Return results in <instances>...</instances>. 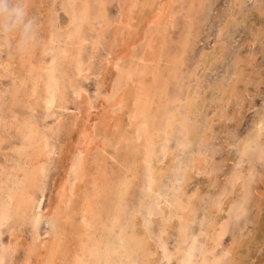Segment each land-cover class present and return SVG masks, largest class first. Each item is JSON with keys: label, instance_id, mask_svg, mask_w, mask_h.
<instances>
[{"label": "rangeland", "instance_id": "1", "mask_svg": "<svg viewBox=\"0 0 264 264\" xmlns=\"http://www.w3.org/2000/svg\"><path fill=\"white\" fill-rule=\"evenodd\" d=\"M85 1L91 6L94 14L101 9L102 12H104V18L85 22L83 24L85 41L77 44V39H67V35L69 36V32L75 30L76 25L68 23V14H71V12L68 10L65 11L64 7H66L68 3H73L76 7L82 6ZM23 4L25 6L27 18L35 21L36 42L27 46L29 49L26 47L21 50L18 47V41L21 38L19 31L16 32L14 30L11 31L10 34L9 32L6 33L5 35L7 38L5 35H3L4 37L0 36V38L2 37L0 39V61H2L0 63V89L3 90L0 91V116L2 117H0L2 120V122L0 120V196L6 197L8 193H10V190H15L17 187V181L21 179V169L26 168V158L21 155L23 152L20 150L24 138L21 131H19L21 128L19 125L25 129L26 127L28 128V125H23V122L25 123L28 121L26 122L27 124L29 122L33 123L34 127H36V130L35 128L34 130L46 140L49 150H47L46 154L41 156L42 158L40 157L38 159L40 166L45 165V163L47 165H45V168L40 173L39 186L34 190L36 206H34L31 212H28L29 214L27 213L26 219L24 215H22L24 218L11 219L3 226V228H1L0 254L3 252L5 264H46L47 246L58 241V234H56L57 229L60 228L59 232H62L61 229L64 227H66L64 228L65 231L71 227L70 222H63V218H65L64 214L62 216L63 220L60 218V212L64 210L65 207H68V210H66L69 215H73V218L72 216L70 217L72 218L71 220L74 221L73 224L78 225L80 214L82 213V202H84L83 200L86 196L90 197V195L95 193L96 185L99 187L102 186V184L106 185V189L110 190L109 195H113L111 194V190L120 184L123 180L122 178H129L130 181H133L125 202L128 205L129 214L136 211L139 213V216H142L147 220L152 217L156 218L155 223L151 226V230L159 236V233L162 232V228L158 224L160 218H162L161 208L163 206H168L171 216L175 215L174 222L176 223L175 220L179 217V205L177 204V199L175 197H180L182 195V188L186 186L184 180H182V174L187 170L190 163H192L195 155L200 152L209 158L210 163L208 168L202 174L199 173V175L194 177L192 181L190 180L191 185L188 183L190 187H185L186 190L189 189V192L186 191L187 194H189V202L193 200L195 204L193 212L195 213V216L192 221L182 219L181 227L177 226L175 228L176 230L174 229L175 231H170L171 236L167 240L165 247L168 253L173 255L172 259L170 261H167V259L161 260L154 264H166V262L167 264H177L178 257H175L177 255V249L181 246L183 241L187 239L189 240L188 237L191 235L197 236L196 245L198 250L196 251V255L199 254L200 242L205 245L206 240L205 235L201 234V231H205L212 218V213L210 212L217 210L214 201L220 200V208L222 207L224 211L227 208V205L224 203L227 202V199L232 196L231 192L234 191L233 184L229 177L231 175L233 176L235 171L242 172L245 178L252 174L250 175L252 177L249 176V179L246 180L248 190L245 195L247 202L245 204V212L241 217H236L234 214L236 212L232 210H229L226 213L221 210L220 213L217 212V214L215 213L213 215L218 218L217 220L225 221L226 218H230L228 229L215 249L214 254L220 257L221 260L219 264H231L234 259L238 262H236L237 264H264V157L262 160H258V151L254 149L248 150V156H244L243 154V145L251 139V136L253 137V135H255L258 124L263 123L264 125V0H23ZM127 6H129V8H127ZM201 6L202 8L200 10ZM124 21L125 23H123ZM153 25L154 27H152ZM149 27H151V29ZM129 29L131 31H129ZM49 30H51L50 32L52 35L54 34V38H58V42H55L52 39L53 36L48 33ZM123 30L126 31L123 32ZM120 31L122 32L120 33ZM97 33L100 34L98 35ZM115 33L119 38L117 37V39H115ZM9 35L11 36L9 37ZM185 35L189 37L188 41H186L187 38ZM69 40L71 42H69ZM65 44H67V46ZM32 45L33 47H31ZM39 46H41L42 49ZM79 46L80 48H78ZM131 46L132 48L130 49ZM148 46L157 48L160 52L159 59H161L159 65L156 66L159 78V82L155 84L157 89L156 92L159 93L161 91L160 89H164L165 92L167 91L166 94H164L165 96L162 97V100L164 101L161 104L159 103L160 100L158 96L149 99V102L153 103L150 105L152 109L151 111L153 113L159 112L157 109L161 105L163 107L167 105L166 109L168 108V111H179L178 109H180L179 112L190 118V121L194 126V134L196 135L191 144L188 145V147L183 148L180 145L182 140H184L180 125L178 124L174 126L172 136L170 137L169 142L166 143L169 150L175 151L174 169L163 177L161 184L154 195H152L146 187L148 177L147 165L141 162L142 160L139 158L140 156L137 157V162H135L136 157L134 158L130 155V147L138 146L139 148H142L143 146V139L139 142L136 141L135 133L137 124L136 120L132 118L133 116L131 113L132 110L136 108V99L141 98L142 101H145V84L153 76V74L149 72L151 70L150 67H154V65L150 63L147 64L146 61L144 63V60L142 59L143 56L145 57L147 54V51L143 50L146 48L145 50L148 49V51H150V47ZM63 49H69L70 51L69 54H66V56L64 55L65 58L67 57L65 61L68 62V64L67 70H65V73L63 74L64 80L62 78L63 81H60L65 92L63 90L64 94H61V100H57L53 105L48 107L45 103V90L47 85L54 81L49 78L47 67L51 64L53 57L57 54L56 52H60V50L62 51ZM131 50L132 52L134 50L133 53L135 54L129 52ZM13 52H15V54ZM23 53L25 55H23ZM75 53L76 56L79 54L83 67V72L80 74H78L76 70L77 68H75V64H73L75 63ZM130 53L132 56L134 55L136 57H132ZM7 55L10 56V59H8L9 57ZM12 55L15 57L13 58ZM129 56L131 58H129ZM33 57L35 59H33ZM36 58H38L39 61ZM42 59L43 61H41ZM15 61L19 62L17 63ZM46 62L47 65H44ZM2 63H4V65ZM19 63H22L23 65H20ZM36 63L38 65H36ZM25 64H28V66H25ZM125 67L126 69H124ZM31 69L35 70V72ZM238 69L242 71V75L240 74L241 76L239 77L237 76ZM6 70L9 73L6 72ZM42 70H45V73ZM21 71L22 74L20 73ZM85 72L87 75H85ZM27 75H29V77ZM20 76L22 78L25 76V81H23L24 78L22 80ZM36 76H38V79ZM40 76L42 79L40 78L39 80ZM61 77L62 76L59 75V78ZM66 77L69 82L65 79ZM117 77L120 79L118 80ZM19 79L22 80L23 83H21L22 81ZM122 81L126 85H122L123 83H120ZM26 82L29 84H26ZM232 84L234 87L236 86L235 89L237 93L235 92L236 95L234 93L231 95L228 94L227 96V92L230 93L229 87H233L231 86ZM25 85H27V87H25ZM31 85L32 87L35 85V91L38 95H41L40 99L36 96L37 94L33 93V91H31V93L29 92ZM121 85L123 87H121ZM7 86L9 87L7 88ZM49 86L51 85L49 84ZM158 87L160 89H158ZM26 88H28L29 91ZM7 89L9 90L7 91ZM13 91L16 92L14 99H16L18 104L13 98H11L13 102L10 101ZM20 91L21 96L19 94ZM26 92H28V94H26ZM186 93L189 94V96ZM202 95L206 98H203ZM188 98L192 99L187 103ZM109 100H112V102ZM198 101H200L199 104ZM154 102L157 105L158 103L160 105L156 106ZM112 108H114L116 112ZM111 109L113 111H111ZM190 109L193 111L188 115L187 111ZM198 112L201 115H196ZM225 115H229V117ZM212 118L214 120H212ZM219 119L220 122L225 119L223 123H220L221 125L219 124ZM210 123L215 130H213L214 135L212 136L214 138H210L203 143L200 141V135L203 134L204 129L206 131ZM119 124H121V126ZM222 124H224V126ZM4 125L5 127L8 125V127L5 128ZM12 125L14 126L12 127ZM88 127L89 130H86ZM62 128L63 130H61ZM26 130L30 133L29 129ZM79 131L81 132V135ZM87 132L91 133L86 135L88 134ZM113 132H115L114 135ZM82 133L85 134L83 135ZM92 134L96 135L94 136ZM13 135L15 136L13 137ZM20 136L22 140L20 139ZM82 136L84 137L81 140ZM79 139L81 142H78L80 141ZM98 140H100V143ZM260 142L264 146V130ZM96 144L98 146L100 144V146L96 148ZM89 145L92 148H90ZM101 146L103 148L102 151H100L102 149ZM163 146L164 144L162 143L157 146L158 153L161 152ZM17 148H19L18 151ZM94 148L96 149L93 151ZM15 153H17V155ZM99 158H102L103 161ZM241 159L243 161H241ZM159 160L163 163L166 162L164 153H160ZM79 161H82L81 163L83 165V169L80 172L76 171L77 168H79ZM96 161L98 163H96ZM61 163H63L62 165L64 169L61 168ZM135 164L138 166L136 167ZM72 165H76L75 169ZM100 166L103 167L100 168ZM211 172L215 174L212 183L208 181V176ZM80 173H83L85 176H82ZM135 173L137 175L136 177H134ZM232 176L230 177L231 179ZM205 178L207 180H205ZM176 181L178 183H176ZM61 182L63 184H61ZM64 183H66V186ZM68 183L70 185L72 183L73 185L71 186L73 188L69 187ZM199 183L201 184L200 187L203 189H200L198 186ZM68 187L74 191H71ZM61 190H64V194ZM69 191L73 192V194L71 193V195ZM61 196L64 199L61 198ZM81 199L83 200L80 201ZM91 199L92 202L96 200V198ZM70 200L73 204L70 203ZM106 200L107 199L103 202L100 199L97 200V202L102 203V205L108 209L109 204ZM66 202H69V206L68 203L66 205ZM60 204L64 206L61 208ZM79 205H81V207ZM53 208L55 210H53ZM151 211L153 216H149ZM206 212H209L210 214ZM50 213L54 214L51 215ZM34 218H37V220L39 219L37 221L39 226L36 222H33ZM56 219H58V222H55ZM181 228L186 229L185 234ZM34 230H36V233ZM35 234H38L40 237V239L37 240V242L40 241L38 244L43 242L46 251L43 248L40 252L37 251L38 249L36 252L29 251L35 241ZM156 238L157 237H155V239ZM62 239L63 241L58 249L63 252V255L59 253V256L55 258L56 260H54L52 264H69L73 256L72 254L76 249L75 244L78 243V240L75 236L66 235L65 233ZM11 241L13 242L11 243ZM188 243H186L187 246L190 245L191 241L189 240ZM3 247L4 250H2ZM184 248H186V246H184ZM239 251H242V253ZM67 254H69V256ZM197 260L198 258L196 257V262L194 264H197Z\"/></svg>", "mask_w": 264, "mask_h": 264}, {"label": "bare ground", "instance_id": "2", "mask_svg": "<svg viewBox=\"0 0 264 264\" xmlns=\"http://www.w3.org/2000/svg\"><path fill=\"white\" fill-rule=\"evenodd\" d=\"M141 1V0H140ZM146 1V0H145ZM137 2V1H136ZM155 2V1H154ZM234 2V1H233ZM137 4V3H136ZM139 4V3H138ZM170 4V3H169ZM135 5V4H134ZM119 6V5H118ZM153 6V5H152ZM162 6V5H161ZM136 7V6H135ZM143 7V6H142ZM148 7V6H146ZM232 7V6H231ZM127 8H129V6H127ZM202 6L200 7V10H201ZM126 9V8H125ZM139 9V8H138ZM197 9V8H196ZM232 9V8H231ZM64 10H68L71 12V14H68V23L69 24H73V25H76L75 27V30L72 32L70 31L69 32V36L67 35V39H77L78 42H76L77 44L80 42H84L85 41V35H84V30H83V24L89 20H96V19H102L104 18V12H102V10L100 9L97 13H93L92 12V8L91 6L88 4L87 1L83 2L82 6H78L76 7L75 4L73 3H68L66 7H64ZM130 10V9H129ZM141 10V9H139ZM188 10V9H187ZM40 11V10H39ZM123 11V10H122ZM159 11V10H158ZM232 11V10H231ZM236 11V10H234ZM171 12V11H170ZM169 12V13H170ZM189 12V11H188ZM196 12V11H195ZM133 13V12H132ZM166 13V12H164ZM233 13V12H232ZM130 14V13H129ZM136 14V13H135ZM148 14V13H147ZM172 14V13H171ZM235 14V13H234ZM96 15V16H95ZM125 15V14H124ZM127 15V13H126ZM125 15V16H126ZM134 15V14H133ZM141 15V13H140ZM122 16V15H120ZM257 16V15H256ZM43 17V16H42ZM65 17V16H64ZM154 17V15H153ZM169 17V16H168ZM122 18V17H121ZM156 18V17H155ZM166 18V17H165ZM175 18V17H173ZM146 19V18H145ZM66 20V19H65ZM130 20V19H129ZM137 20V19H136ZM141 20V19H140ZM143 21V19H142ZM177 21V20H176ZM189 21V20H188ZM158 22V21H157ZM175 22V21H173ZM62 23V22H61ZM64 23V22H63ZM67 23V24H68ZM125 23V21L123 22ZM122 23V24H123ZM130 23V22H129ZM127 23V24H129ZM142 23V22H141ZM149 23V22H148ZM51 24V23H50ZM140 24V22H139ZM158 24V23H157ZM156 24V25H157ZM160 24V22H159ZM163 24V23H162ZM161 24V25H162ZM52 25V24H51ZM64 25V24H63ZM101 25V24H100ZM103 25V24H102ZM130 25V24H129ZM166 25V24H165ZM164 25V26H165ZM61 26V25H60ZM91 26V25H90ZM147 26V25H146ZM103 27V26H102ZM129 27V26H128ZM154 27V25L152 26ZM106 28V26H105ZM123 28V27H122ZM121 28V29H122ZM130 28V27H129ZM132 28V27H131ZM151 29V27H149ZM41 29V28H40ZM39 29V30H40ZM64 29V28H63ZM104 29V28H102ZM101 30V29H99ZM106 30V29H105ZM119 30V29H118ZM133 30V29H132ZM153 30V29H152ZM51 30H49V34L51 36H53L50 32ZM126 31V30H123V32ZM129 31H131L129 29ZM139 31V30H138ZM18 32V31H16ZM100 32V31H99ZM122 31H120L121 33ZM169 32V31H168ZM261 32V30H260ZM104 33V32H103ZM130 33V32H129ZM10 34V32H9ZM98 34V33H97ZM100 34V33H99ZM98 34V35H99ZM116 34V33H115ZM148 34V33H147ZM146 34V35H147ZM260 34V33H259ZM48 35V34H47ZM11 35H9L10 37ZM65 36V35H64ZM63 36V37H64ZM155 36V35H154ZM167 36V35H166ZM4 37V36H3ZM6 37V35H5ZM37 37V36H36ZM117 37L119 38V36L116 34L115 35V39H117ZM126 37V36H125ZM139 37V36H138ZM185 37L187 38L186 41H188V36L185 35ZM2 38V37H1ZM0 38V39H1ZM7 38V37H6ZM5 38V39H6ZM15 38V37H14ZM44 38V37H43ZM46 38V36H45ZM66 38V37H65ZM132 38V36H131ZM135 38V37H134ZM55 42H58V38H52ZM73 39V40H75ZM104 39V38H103ZM122 39V38H120ZM119 39V40H120ZM126 39V38H125ZM145 39V38H144ZM153 39V38H151ZM49 40V39H48ZM62 40V38H61ZM102 40V39H101ZM123 40V39H122ZM121 40V42H122ZM155 40V39H154ZM262 40V39H261ZM11 41V40H10ZM45 41V40H44ZM180 41V40H179ZM185 41V40H184ZM185 41V42H186ZM69 42H71L69 40ZM74 42V41H73ZM103 42V41H102ZM113 42V41H112ZM164 42V41H163ZM40 43V42H39ZM38 43V45H39ZM47 43V42H46ZM64 43V42H63ZM119 43V42H118ZM123 43V42H122ZM130 43V42H129ZM134 43V42H133ZM132 43V44H133ZM154 43V42H153ZM53 44V43H52ZM57 44V43H56ZM55 44V45H56ZM113 44V43H112ZM167 44V43H166ZM2 45V44H1ZM5 45V44H4ZM10 45V44H9ZM42 45V44H41ZM44 45V43H43ZM67 46V44H65ZM64 45V46H65ZM121 45V44H120ZM125 45V44H124ZM149 45V44H148ZM151 45V44H150ZM78 46V45H77ZM82 46V44H81ZM97 46V44H96ZM108 46V45H107ZM110 46V44H109ZM116 46V45H115ZM133 46V45H132ZM132 46L130 47V49L132 48ZM154 46V45H153ZM33 47V45L31 46ZM41 47V46H39ZM45 47V45H44ZM43 47V48H44ZM48 47V46H47ZM134 47V46H133ZM150 47V46H148ZM147 47V48H148ZM155 47V46H154ZM187 47V46H186ZM1 48V47H0ZM29 49V47H27ZM35 48V47H34ZM54 48V47H53ZM51 48V49H53ZM74 48V47H73ZM80 48V46L78 47ZM110 48V47H109ZM125 48V47H123ZM7 49V47H6ZM40 49V48H38ZM42 49V47H41ZM40 49V50H41ZM97 49V48H96ZM126 49V48H125ZM129 49V47H128ZM129 49V50H130ZM134 49V48H133ZM146 49V48H145ZM143 50V51H147V54L145 55V57L143 56V60H144V63L145 61L152 65L150 68V72L149 73H152L153 76L150 80H148L146 82V86H145V101H142V99H136V108H134L132 110V118H134L136 120V124H137V127H136V141L139 142L140 140L143 139V146L142 148H139L138 146H133V147H130V155L133 156L134 158L136 157V161L137 162V157L140 156L139 158H141V162L146 164L147 165V185L146 187L149 189V191L152 193V195L156 194L157 190H158V187L159 185L161 184V181L163 179V177L167 174H169L173 169H174V161H175V151L174 150H169L168 147L166 146V143L169 142V139L170 137L172 136V133H173V130H174V126L175 125H180V128H181V132L184 136V140H182L181 142V147L183 148H186L188 147V145L191 144V142L193 141L194 139V136H196L194 134V126L192 124V122L190 121V118H188V116H185L183 113L179 112L180 109H178L179 111H173V110H170L168 111L166 109L167 105H165L164 107L161 105L157 110L160 112H157V113H153L151 110V104L153 103H150L149 102V99L155 97V96H158L159 97V103L161 104L164 100H162V97L165 96L164 94H166L165 90L164 89H160L158 87V89H160L161 91L159 93L156 92V85L157 82H159V78H158V71L156 70V66L159 65V62H160V59H159V56H160V52L158 51L157 48H152L150 47V51L147 50ZM12 50V49H10ZM31 50V49H30ZM39 50V51H40ZM45 50V49H44ZM55 50V49H53ZM52 50V51H53ZM71 50V49H70ZM109 50V49H108ZM113 50V49H111ZM13 51V50H12ZM32 51V50H31ZM38 51V50H37ZM42 51V50H41ZM47 51V50H46ZM59 51V50H57ZM154 51V52H153ZM3 52H4V49H3ZM26 52V51H25ZM30 52V51H29ZM69 49H63L62 51L60 50V52H56L57 54H55V56L53 57L52 61H51V64L49 65L48 68V73H49V78L52 79V81H54L53 83H49L51 86H49V84L47 85V88L45 90V103H46V106H50V105H53L57 100H61V94L63 93V86L61 84L60 81H63L64 80V76L63 74L65 73V70H67V64L68 62L65 61V56L66 54H69ZM78 52V51H77ZM115 52V51H114ZM129 52H132L129 51ZM134 52V50H133ZM132 52V53H133ZM15 54V52H13ZM32 53V52H31ZM34 53V52H33ZM37 53V52H36ZM43 53V52H42ZM54 53V51H53ZM80 53V51H79ZM220 53V52H219ZM12 54V53H11ZM30 54V53H29ZM109 54V53H108ZM135 54V53H133ZM144 54V52H143ZM4 55V54H3ZM10 55V54H9ZM23 55H25L23 53ZM28 55V54H27ZM33 55V54H31ZM30 55V56H31ZM38 55V54H36ZM45 55V54H44ZM48 55V54H46ZM65 55V56H64ZM131 55V53H130ZM8 56V55H7ZM13 56V55H12ZM11 56V57H12ZM22 56V54H21ZM20 56V57H21ZM72 56V55H71ZM75 56H76V53H75ZM132 56V55H131ZM134 56V55H133ZM132 56V57H133ZM10 59V56H8ZM15 56H13L14 58ZM19 57V58H20ZM23 57V56H22ZM27 57V56H25ZM24 57V58H25ZM35 57V55H34ZM33 57V59H35ZM46 57V56H44ZM136 56H134L135 58ZM139 57V56H138ZM137 57V58H138ZM214 57V56H213ZM42 58V57H40ZM47 58V57H46ZM118 58V57H116ZM129 58H131L129 56ZM218 58V56H217ZM245 58V57H244ZM3 59V58H2ZM16 59V58H15ZM14 59V60H15ZM32 59V58H31ZM38 61L39 59L36 58ZM45 59V58H44ZM124 59V58H123ZM128 59V58H127ZM133 59V58H132ZM12 60V59H11ZM19 60V59H18ZM21 60V59H20ZM24 60V59H23ZM46 60V59H45ZM70 60V58H69ZM139 60V58H138ZM28 61V60H27ZM30 61V60H29ZM33 61V60H32ZM37 61V62H38ZM43 61V59L41 60ZM73 61V60H72ZM115 61V60H114ZM243 61V60H241ZM240 61V62H241ZM2 61H0L1 63ZM17 62V61H15ZM19 62V61H18ZM17 62V63H18ZM26 62V61H25ZM36 62V61H35ZM75 63V68H77V72L78 74L82 73L83 72V67H82V63L80 61V56L79 54H77V56L75 57V60H74ZM117 62V61H116ZM119 62V61H118ZM23 63V62H22ZM21 63V64H22ZM39 63V62H38ZM42 63V62H41ZM87 63V62H86ZM109 63V62H108ZM182 63V62H181ZM180 63V64H181ZM239 63V62H237ZM243 63V62H242ZM249 63V62H248ZM4 65V63H2ZM1 64V65H2ZM20 64V63H19ZM18 64V65H19ZM20 64V65H21ZM29 64V63H28ZM28 64H25V66H28ZM70 64V63H69ZM113 64V63H112ZM120 64V63H118ZM124 64V63H123ZM130 64V63H128ZM245 64V63H244ZM23 65V64H22ZM36 65H38L36 63ZM44 65H47V62L46 64L44 63ZM86 65V64H85ZM140 65V64H139ZM167 65V64H166ZM173 65V64H172ZM241 65V64H240ZM89 66V65H88ZM87 66V68H88ZM117 66V65H116ZM127 66V65H126ZM13 67V66H12ZM18 67V66H17ZM31 67V66H30ZM90 67V66H89ZM122 67V66H121ZM165 67V66H164ZM179 67H182V66H179ZM234 67V66H233ZM5 68V67H3ZM10 68V66H9ZM149 68V69H150ZM175 68V67H174ZM246 68V67H245ZM2 69V68H1ZM11 69V68H10ZM24 69V68H23ZM28 69V68H27ZM30 69V68H29ZM89 69V68H88ZM126 69V67L124 68ZM164 69V68H163ZM162 69V70H163ZM32 70V69H31ZM46 70V69H45ZM45 70H42L43 72ZM148 70V69H147ZM23 72H25L24 70H22ZM22 71L20 72L22 74ZM35 72V70H32ZM41 71V72H42ZM90 71V69H89ZM164 71V70H163ZM6 72H8L6 70ZM5 72V73H6ZM27 72V71H26ZM33 72V73H34ZM76 72V73H77ZM118 72V71H117ZM9 73V72H8ZM11 73V71H10ZM28 73V72H27ZM26 73V74H27ZM30 73V72H29ZM40 73V72H38ZM45 73V72H44ZM120 73V72H119ZM7 74V73H6ZM77 74V75H78ZM89 74V73H88ZM176 74V73H175ZM242 75V71L240 69H238V72H237V76H241ZM25 75V73H24ZM30 75V74H29ZM29 75H27L29 77ZM34 75V74H33ZM37 75V74H36ZM59 75H61L62 77L59 78ZM85 75L86 72H85ZM147 75V74H146ZM17 76V75H16ZM39 76V75H38ZM36 76V78L38 77ZM89 76V75H88ZM131 76V75H130ZM170 76V75H169ZM181 76V75H180ZM12 77V76H11ZM21 77V76H20ZM25 77V76H24ZM23 77V78H24ZM33 77V76H32ZM70 77V76H69ZM85 77V76H84ZM129 77V76H128ZM146 77V76H145ZM168 77V76H166ZM175 77V76H174ZM226 77V76H225ZM4 78V77H3ZM14 78V77H12ZM22 78V77H21ZM22 78V80H23ZM41 76L39 77V80H40ZM48 78V77H47ZM63 78V80H62ZM71 78V77H70ZM69 78V79H70ZM82 78V77H81ZM88 78V77H87ZM126 78V77H125ZM203 78V77H202ZM35 79V78H33ZM38 79V78H37ZM42 79V78H41ZM65 79H67L68 81V78L66 77ZM116 79V78H115ZM114 79V80H115ZM117 79L119 80L120 78L117 77ZM129 79V78H128ZM173 79V78H172ZM223 79V78H222ZM11 80V79H10ZM17 80V79H16ZM20 80V79H19ZM20 80V81H22ZM30 80V79H29ZM126 80V79H125ZM124 80V81H125ZM15 81V80H14ZM25 81V78L24 80ZM23 81L21 83H23ZM27 81V80H26ZM31 81V80H30ZM33 81V80H32ZM127 81V80H126ZM134 81V80H133ZM140 81V79H139ZM138 81V82H139ZM195 81L197 82V80L195 79ZM198 81H199V78H198ZM13 82V81H12ZM40 82V81H39ZM50 82V81H49ZM69 82V81H68ZM101 82V81H100ZM119 82V81H118ZM116 82V83H118ZM8 83V82H7ZM15 83V82H13ZM20 83V82H19ZM20 83V85H21ZM28 82H26L27 84ZM44 83V81H43ZM48 83V81H47ZM120 83H123L120 82ZM119 83V84H120ZM143 83V82H142ZM148 83V84H147ZM194 83V82H193ZM200 83V82H199ZM198 83V84H199ZM223 83V82H222ZM5 84V83H4ZM25 84V83H24ZM29 84V83H28ZM40 84V83H39ZM130 84V83H129ZM128 84V86H129ZM133 84V83H132ZM196 84V83H195ZM236 84V83H235ZM0 85H1V79H0ZM8 85V84H7ZM12 85V84H11ZM19 85V86H20ZM118 85V84H116ZM122 85H126V84H122ZM121 85V87H123ZM138 85V84H137ZM193 85V84H191ZM190 85V86H191ZM197 85V84H196ZM195 85V86H196ZM260 85V84H259ZM10 86V85H9ZM7 86V88L9 87ZM15 86V85H14ZM18 86V85H17ZM115 86V85H114ZM159 86V85H158ZM233 86V84L231 85ZM21 87V86H20ZM23 87V86H22ZM25 87H27V85H25ZM29 87V85H28ZM40 87V85H39ZM106 87V86H105ZM113 87V86H112ZM116 87V86H115ZM118 87V86H117ZM236 87V86H235ZM235 87H229L230 89V93L227 92V96L228 94L231 95V94H234L236 92V89ZM258 87V86H257ZM1 88V86H0ZM3 88V87H2ZM130 88V87H129ZM143 88V87H142ZM187 88V87H186ZM194 88V87H193ZM4 89V88H3ZM19 89V88H18ZM23 89V88H22ZM28 90V88H26ZM25 89V91H26ZM119 89V87H118ZM189 89V88H188ZM192 89V87H191ZM2 89H0L1 91ZM9 89H7L8 91ZM14 90V89H13ZM20 90V89H19ZM30 90V91H29ZM29 92L31 93V91H33V93L37 94V92L35 91V85L34 87H31L29 88ZM120 90V89H119ZM118 90V91H119ZM123 90V88H122ZM143 90V89H142ZM167 90V89H166ZM194 90V89H193ZM228 90V89H227ZM238 90V88H237ZM3 91V90H2ZM12 91V89H11ZM23 91V90H22ZM159 91V90H158ZM195 91V90H194ZM5 92V91H4ZM65 92V90H64ZM109 92V91H108ZM114 92V91H113ZM126 92V91H125ZM165 92V93H164ZM188 92V91H186ZM3 93V92H1ZM21 93V91L19 92V94ZM70 93V92H69ZM73 93V92H72ZM85 93V92H84ZM83 93V94H84ZM120 93V92H119ZM129 93V92H128ZM189 93V92H188ZM237 93V92H236ZM235 93V95H236ZM6 94V93H5ZM18 94V92H17ZM26 94H28V92H26ZM64 94V93H63ZM80 94V93H79ZM82 94V95H83ZM113 94V93H111ZM110 94V95H111ZM123 94V93H122ZM127 94V93H126ZM187 94V93H186ZM190 94V93H189ZM189 94H187L189 96ZM208 94V93H207ZM24 95V94H23ZM43 95V94H42ZM81 95V96H82ZM139 95V94H138ZM143 95V94H142ZM152 95V96H151ZM238 95V94H237ZM8 96V95H7ZM16 96V92L13 91L12 92V97H10V101L11 98H13V100H15V102L17 103L16 99H14ZM21 96V94H20ZM32 96V95H31ZM37 97H41V95H36ZM76 96V95H75ZM80 96V97H81ZM114 96V95H113ZM203 96V95H202ZM224 96V95H223ZM256 96V95H255ZM19 97V95H18ZM110 97V96H109ZM126 97V96H125ZM186 97V96H185ZM237 97V96H236ZM24 98V96H23ZM26 98V97H25ZM77 98V97H76ZM115 98V97H114ZM157 98V97H156ZM203 98H206L203 96ZM226 98V97H225ZM223 98V99H225ZM240 98V96H239ZM112 99V98H111ZM158 99V98H157ZM156 99V100H157ZM187 99V97H186ZM185 99V100H186ZM192 98H188V101L187 103L191 100ZM245 99V98H244ZM115 100V99H114ZM166 100V99H165ZM184 100V101H185ZM205 100V99H204ZM226 100V99H225ZM20 101V100H19ZM30 101V100H29ZM110 101V100H109ZM152 101H155V100H152ZM151 101V102H152ZM207 101V100H205ZM232 101V100H231ZM13 102V101H12ZM24 102V101H23ZM37 102H38V99H37ZM40 102V101H39ZM112 102V100L110 101ZM167 102V101H166ZM179 102V101H178ZM181 102V101H180ZM200 101H198V104H199ZM202 102V101H201ZM25 103V102H24ZM155 103V102H154ZM158 103V105L156 104V106H159L160 104ZM168 103V102H167ZM206 103V102H205ZM208 103V102H207ZM231 103V102H230ZM12 104V103H11ZM14 104V103H13ZM18 104V103H17ZM20 104V102H19ZM34 104V103H33ZM184 104V103H183ZM182 104V105H183ZM224 104V103H223ZM40 105V104H39ZM169 105V103H168ZM195 105V104H194ZM108 106V105H107ZM155 106V105H154ZM184 106V105H183ZM54 107V106H53ZM113 107V105H112ZM180 107V106H178ZM197 107V106H196ZM199 107V106H198ZM15 108V107H14ZM41 108V107H40ZM45 108V107H44ZM104 108V107H103ZM110 108V107H109ZM155 108V107H154ZM157 108V107H156ZM191 108V107H189ZM200 108V107H199ZM108 109V108H107ZM106 109V110H107ZM114 109V108H112ZM111 109V111H113ZM118 109V108H117ZM192 109V108H191ZM188 110V115L192 113L193 110ZM194 109V108H193ZM220 109V108H219ZM46 110V108H45ZM61 110V109H60ZM154 110V109H153ZM165 110V111H163ZM202 110H203V107H202ZM115 111V109H114ZM130 111V109H129ZM162 111V112H161ZM196 111V110H195ZM201 111V109H200ZM199 111V112H200ZM101 112V110H100ZM116 112V111H115ZM196 113L201 115L200 113ZM217 112V111H216ZM215 112V114H216ZM219 112V110H218ZM3 113V112H2ZM65 113V112H64ZM89 113V112H88ZM104 113V112H103ZM225 113V112H224ZM220 114H221V111H220ZM5 115V114H3ZM193 115V114H192ZM217 115V114H216ZM118 116V115H117ZM227 116V115H225ZM236 116V115H235ZM1 117V116H0ZM5 117V116H4ZM213 117V115H212ZM215 117V116H214ZM218 117V115H217ZM223 117V116H222ZM229 117V115L227 116ZM2 118V117H1ZM129 118V117H128ZM127 118V119H128ZM205 118V117H204ZM203 118V119H204ZM221 118V117H220ZM263 118V117H262ZM126 119V118H125ZM211 119V118H210ZM237 119V118H236ZM1 120V119H0ZM89 120V119H88ZM99 120V119H98ZM207 120V119H206ZM212 120H214L212 118ZM225 120V119H224ZM223 120V121H224ZM240 120V119H239ZM258 120V119H257ZM264 120V119H263ZM14 121V120H13ZM210 121V120H209ZM208 121V122H209ZM223 121H221L223 123ZM260 121V120H259ZM2 122V120H1ZM6 122V121H5ZM4 122V123H5ZM28 122V121H26ZM25 122V123H26ZM65 122V121H64ZM95 122V121H94ZM111 122V121H110ZM128 122V121H127ZM195 122V120H194ZM216 122V121H215ZM220 122V119H219V124L221 123ZM264 122V121H263ZM23 122V125H28V128L26 127L25 129L22 128V126L19 125V127H21L19 129V131H21V134L23 135V145L22 147L20 148L21 152H23L21 155L22 156H25L26 158V168H22L21 169V179H19L17 181V187L15 188V190H10V193H8V195L6 197H2L0 196V234H1V228H3V226L11 219H16V218H19V219H22L25 217V219L27 218V213L28 212H31L34 208L35 205V197H34V190L39 186V179H40V173L41 171L45 168V165H47L45 163V165H42L40 166V162H39V158L43 155V154H46L47 153V150L48 149V145H47V142L46 140L38 135L37 131L36 130V127H34V124L29 122L28 124L26 123L25 124ZM59 123V121H58ZM89 123V122H87ZM207 123V122H206ZM256 123V122H255ZM258 123V121H257ZM8 124V123H7ZM17 124V123H16ZM20 124V122H19ZM57 124V123H56ZM107 124V123H106ZM122 124V123H121ZM121 124H119L121 126ZM128 124V123H127ZM126 124V126H127ZM3 125V123H2ZM11 125V124H10ZM97 125V124H95ZM195 125V123H194ZM221 125V124H220ZM224 126V124H222ZM14 125H12L13 127ZM85 126V125H84ZM123 126V125H122ZM125 126V124H124ZM214 126V125H213ZM3 127V126H1ZM5 127V125H4ZM8 127V125L6 126ZM5 127V128H6ZM87 127V126H86ZM90 127V126H89ZM89 127L86 128V130L88 129L89 130ZM110 127V126H109ZM112 127V125H111ZM207 127V126H206ZM216 127V126H215ZM238 127V126H237ZM17 128V127H16ZM35 128V130H34ZM84 128V127H83ZM104 128V127H103ZM108 128V127H107ZM197 128V127H196ZM223 128V127H222ZM240 128V126H239ZM12 129V128H11ZM26 129H29L28 131L30 133L27 132ZM110 129V128H109ZM122 129V127H121ZM6 130V129H5ZM47 130V129H46ZM45 130V131H46ZM63 130V128L61 129ZM82 130V129H81ZM113 130V129H112ZM125 130V129H123ZM214 129L212 128V125L210 123V125H208V128L204 129L203 131V134L200 135V141H202L203 143H205V141H208V139L210 138H214L212 137L214 135ZM263 130H264V125L263 123H260L258 124V127H257V130L255 131V135H253V137L251 136V139L248 140L247 138V142L245 143L244 146V156H248L249 154V151L250 149H254V150H257L258 151V156H257V159L258 160H262L263 157H264V146L261 144V137L263 135ZM39 131V130H38ZM60 131V130H59ZM99 131V130H98ZM117 131V130H116ZM8 132V131H7ZM9 132H10V129H9ZM8 132V133H9ZM24 132V134H23ZM69 132V131H68ZM80 132V131H79ZM93 132V131H92ZM120 132V130H119ZM198 132V131H197ZM88 133V132H87ZM91 132H89L88 134L86 135H89ZM102 133V132H101ZM115 132H113V135H114ZM11 134V132H10ZM83 134V133H82ZM85 134V133H84ZM83 134V135H84ZM97 134V133H96ZM95 134V135H96ZM109 134V132H108ZM111 134V133H110ZM118 134V133H117ZM116 134V136H117ZM18 135V134H17ZM42 135V134H41ZM80 135H81V132H80ZM85 135V137H86ZM94 135V134H92ZM94 135V136H95ZM112 135V134H111ZM198 135V134H197ZM15 135H13L14 137ZM19 136V135H18ZM91 136V135H90ZM105 136V135H104ZM84 136L81 137V140ZM101 137V136H100ZM111 137V136H110ZM106 138V137H105ZM109 138V137H108ZM196 138V137H195ZM15 139V138H14ZM13 139V140H14ZM20 139H21V136H20ZM100 139V138H99ZM102 139V138H101ZM22 140V139H21ZM80 140V139H79ZM78 141V142H81ZM84 140V139H83ZM90 140V138H89ZM117 140V139H116ZM11 141V140H10ZM15 141V140H14ZM87 141V140H86ZM95 141V140H94ZM100 140H98L99 142ZM1 143V142H0ZM68 143V142H67ZM86 143V142H85ZM83 143V144H85ZM100 143V142H99ZM162 143L164 144V146L161 148V152L158 153L157 151V146ZM95 144V143H94ZM103 144V143H102ZM79 145V144H78ZM97 145V144H96ZM74 146V145H73ZM83 146V145H82ZM90 146V145H89ZM100 146V144H99ZM97 145L96 148L99 147ZM81 147V146H80ZM71 148V147H70ZM86 148V146H85ZM90 148H92L90 146ZM94 148L93 151L96 149ZM102 148V146H101ZM19 148H17V151H18ZM83 149V148H81ZM11 150V149H10ZM103 148L100 150L102 151ZM92 151V149H91ZM9 152V150H8ZM49 152V151H48ZM11 153V151H10ZM51 153V152H49ZM87 153V152H86ZM160 153H164V157H166V162H161L159 160V155ZM17 155V153H15ZM76 154V152H75ZM10 155V154H9ZM12 155H13V150H12ZM15 155V156H16ZM80 155V154H79ZM88 155V154H87ZM13 156V157H15ZM18 156L20 157V155L18 154ZM1 157V156H0ZM17 157V158H19ZM85 157V155H84ZM42 158V157H41ZM74 158V156H73ZM81 158V157H80ZM86 158V157H85ZM245 158V157H244ZM20 159V158H19ZM75 159V158H74ZM72 159V160H74ZM79 159V158H78ZM82 159V158H81ZM97 159V158H96ZM100 159V158H99ZM98 159V160H99ZM87 160V159H86ZM100 160L103 161V159L101 158ZM23 161V160H22ZM67 161V160H66ZM211 161V160H210ZM241 161H243L241 159ZM7 162V161H6ZM74 162V161H73ZM80 162V161H79ZM82 162V161H81ZM80 162V164H78L79 168H77L76 171H81L83 168V165L82 163ZM94 162V161H93ZM100 162V161H99ZM105 162V161H104ZM134 162V163H135ZM16 163V162H14ZM75 163V162H74ZM73 163V164H74ZM78 163V162H77ZM96 163H98L96 161ZM208 163V164H207ZM209 158L203 154L202 152L200 153H197L195 155V158L193 159L192 163H190V165L188 166L187 170L183 172L182 174V180H184L186 186L185 187H190L189 185H191V181L194 177H196L197 175L202 174L204 171L207 170L208 168V165H209ZM44 164V163H43ZM63 163H61V168H63ZM70 164V163H69ZM76 164V163H75ZM93 164V163H92ZM102 164V162H101ZM103 165V164H102ZM40 166V167H39ZM69 166V165H67ZM75 169V166L76 165H72ZM136 166V164H135ZM138 166V165H137ZM136 166V167H137ZM2 167V166H1ZM103 167V166H102ZM100 166V168H102ZM140 167V166H139ZM19 168V167H18ZM66 168V166H65ZM72 168V167H71ZM91 168V167H90ZM94 168V167H93ZM3 169V168H2ZM64 169V168H63ZM67 169V168H66ZM92 169V168H91ZM73 170V169H72ZM95 170V169H94ZM0 171H1V168H0ZM4 171V170H3ZM2 171V172H3ZM65 171V170H64ZM91 171V170H90ZM19 172V171H17ZM67 172V171H65ZM1 173V172H0ZM75 173V172H74ZM91 173V172H90ZM3 174V173H2ZM13 174V173H12ZM19 174V173H17ZM82 174V176H85L83 173H80ZM248 174V173H247ZM60 175V174H59ZM106 175V174H105ZM215 174H213V172H211L208 176V181L210 183H212V180H213V176ZM252 175V174H250ZM249 175V176H250ZM8 176V175H7ZM64 176V175H63ZM136 173H135V176L136 177ZM204 176V175H203ZM232 176V175H231ZM230 176V177H231ZM248 176V177H249ZM20 177V176H19ZM229 177L230 181L232 182L233 184V189L234 191L231 192L232 196L230 198L227 199V202L224 203L227 205V208L225 209V211L223 210V208L221 206V202L220 200H216L214 201L215 205L217 206V210H214L210 213H212L211 216V220L209 221L205 231H201V234H204L205 235V245L203 243L200 242V251H199V254L196 255V251L198 250V247H197V236L196 235H191L189 236V240L191 241L190 245L187 246L186 243H188V239L183 241L181 246H179V248L177 249V255L175 257H178L177 260V264H194L196 262V257L198 258L197 260V264H219L220 263V257L216 256L214 254V251L215 249L217 248V246L219 245V242L222 240V237L224 236V234L226 233L227 229H228V226H229V217L226 218V220H217L218 218L217 217H214L213 215L217 212H221L224 211L225 213L229 210H232L236 213L235 216L236 217H241L243 215V213L245 212V204L247 203L246 202V198H245V195L247 193V186H246V180L249 179L248 177L245 178V176H243V173L240 172V171H235L233 173V176H232V179ZM252 177V176H250ZM65 178V176H64ZM59 179V178H58ZM97 179V178H96ZM99 179V178H98ZM106 179V178H105ZM108 179V178H107ZM123 180L120 182L119 185H117L116 187H114L112 190H111V194L113 195H109L110 193V190L109 189H106V185H103L102 186H98L96 185V190H95V193L93 195H90V197L86 196L85 199H81L80 201H84L82 202V213L80 214V221L78 222V225H75L73 224L74 221L71 220L73 218V215H69L67 213V208L68 207H65L64 210H62L60 212V218L62 219V216L64 214V223H71V227L68 228V230H64V228L66 227H61L63 229L62 232H59L60 228L57 229V233L58 234V241H56L55 243L53 242L51 245L47 246V262L46 264H52L54 262V260H56L55 258H57V256H59L58 254L61 253L63 255V252L61 250H59L58 248H60V244L61 242L63 241V235L66 233V235H72V236H75V238H77L78 240V243L75 244V250L73 252V256L71 258V261L69 264H154L155 262H158V261H161V260H165L167 259V261H170L172 259V256L173 255H170L165 247L166 243H167V240L170 238L171 234H170V231L171 230H174L177 226L178 227H181V224H182V219H186V220H190L192 221L194 216H195V213L194 212V202L193 200H190L189 198V194H187L186 191L189 192V189L186 190L185 187L182 188V195L179 197V196H176L175 198L177 199V204L179 205V210H178V215L179 217H177V219L175 220L176 223L174 222V218H175V215L174 216H171V212L168 210V206H163L161 208V213H162V218H160V221L158 222V224L160 225V227L163 229L162 232L159 233V236H157V234L153 233L152 230H151V226L155 223V219L154 217L150 218V219H145L143 218L142 216H139V213L134 211V212H131L129 214L128 212V205L125 203L126 202V197L128 196L129 194V191H130V188L132 186V183L133 181L129 180V178H122ZM222 179V178H221ZM254 179V177H253ZM60 180V179H59ZM191 180V181H190ZM205 180H207L205 178ZM62 181V180H61ZM107 181V180H106ZM253 181V180H252ZM55 182V181H54ZM66 182V181H65ZM70 182V180H69ZM72 182V181H71ZM74 182V181H73ZM200 182V181H199ZM176 183H178L176 181ZM181 183V182H180ZM189 183V185H188ZM198 183V182H197ZM204 183V182H203ZM208 183V182H207ZM61 184H63L61 182ZM65 186H66V183H64ZM69 184V183H68ZM105 184V182H104ZM15 185V184H14ZM71 185H73L71 183ZM69 184V187L73 188ZM77 185V184H76ZM108 185V184H107ZM177 185V184H176ZM180 185V184H179ZM200 183H199V187H200ZM204 185V184H203ZM209 186H211L210 184H208ZM253 186V185H251ZM68 187V188H69ZM198 187V188H199ZM207 187V186H206ZM254 187V186H253ZM66 188V187H65ZM71 188H69L71 190ZM76 188V187H75ZM179 188V187H178ZM197 188V189H198ZM208 188V187H207ZM43 189V188H42ZM59 189H62V188H59ZM67 189V188H66ZM80 189V188H79ZM78 189V190H79ZM200 189H203L200 187ZM205 189V188H204ZM1 190V189H0ZM40 190V189H39ZM45 191V189H44ZM62 191V190H61ZM64 191V190H63ZM62 191V192H63ZM71 191H74V190H71ZM81 191V190H79ZM67 192V191H66ZM70 192V191H69ZM172 192V191H171ZM73 194V192H70V194ZM79 193V192H77ZM174 193V192H173ZM192 193V191H191ZM64 194V192H63ZM71 194V195H72ZM75 194V193H74ZM172 194V193H171ZM201 194V193H200ZM81 195V194H80ZM60 196V195H59ZM70 196V195H69ZM78 196V195H77ZM112 196V197H111ZM198 196V195H197ZM196 196V198H197ZM52 197V196H51ZM200 197V196H199ZM61 198H63L61 196ZM69 198V197H68ZM81 198V196H80ZM91 198H96V200L94 202H97V200H102L104 202L105 199H107L106 201H108V204H109V208H105L104 205H102V203H94L92 202V199ZM159 198V197H158ZM52 199V198H51ZM64 199V198H63ZM62 199V200H63ZM70 199V198H69ZM73 199V198H72ZM74 199H77V198H74ZM160 199V198H159ZM58 200V199H57ZM152 200V199H151ZM163 200V199H162ZM41 201V200H40ZM60 201V200H59ZM65 201V200H64ZM69 201V200H68ZM76 201V200H74ZM79 201V202H80ZM62 202V201H61ZM165 202V201H163ZM199 202V201H198ZM42 203V202H41ZM68 203V206H69V202H66V205ZM70 203L73 204V202H71L70 200ZM75 203V202H74ZM166 203V202H165ZM174 203V202H173ZM57 204V203H56ZM71 204V205H72ZM141 204V202H140ZM61 205V204H60ZM65 205V206H66ZM70 205V206H71ZM168 205V204H167ZM64 205H61V208L63 207ZM77 206V205H76ZM81 207V205H79ZM256 206V205H255ZM264 206V205H263ZM54 207H55V204H54ZM75 207V206H74ZM200 207V206H199ZM225 207V206H224ZM172 208V207H171ZM36 209V208H35ZM40 209V208H39ZM45 209V208H44ZM67 209V210H66ZM78 209V208H76ZM81 209V208H80ZM247 209V208H246ZM53 210H55L53 208ZM75 210V209H74ZM111 210V211H110ZM249 210V209H248ZM37 211V209H36ZM43 211V210H42ZM49 211V210H48ZM72 211V210H70ZM77 211V210H76ZM38 212V211H37ZM75 212V211H74ZM80 212V211H79ZM112 212V213H111ZM55 213V211H54ZM54 213H50L51 215H53ZM62 213V215H61ZM208 214H210L209 212H206ZM223 213V212H222ZM29 214V213H28ZM32 214V213H31ZM43 214V213H42ZM24 215V217L22 216ZM177 215V214H176ZM181 215V217H180ZM222 215V214H221ZM48 216V214H47ZM72 216V218H70ZM149 216H153V213L152 211L149 213ZM207 216V217H209ZM226 216V215H225ZM33 217V216H32ZM39 217V216H38ZM46 217V216H45ZM225 218V217H224ZM62 219V220H63ZM152 219V220H151ZM39 220V219H38ZM37 218H34V221L33 222H36L37 223ZM66 220V221H65ZM71 220V221H70ZM259 221V220H258ZM40 222H43V221H40ZM55 222H58V219H56ZM181 222V223H180ZM48 223V222H46ZM39 223H37L38 225ZM45 225V224H44ZM48 225V224H47ZM46 225V226H47ZM65 225V224H64ZM147 225V227H146ZM39 226V225H38ZM60 226V225H59ZM158 226V225H157ZM74 227V228H73ZM259 227V226H258ZM153 229V228H152ZM182 229V228H181ZM176 230V229H175ZM174 230V231H175ZM183 230V233L185 234L186 233V229H182ZM258 230V229H257ZM35 233H36V230H34ZM65 232V233H64ZM5 233V232H4ZM42 233V232H41ZM237 233V232H236ZM14 235V234H13ZM5 236V234H4ZM186 236V235H185ZM15 237V236H14ZM69 237V236H67ZM155 237H157L155 239ZM187 237V236H186ZM66 238V237H65ZM236 238V237H235ZM11 239V238H10ZM35 241L34 243L32 244V248L29 250L31 252H36L39 251L43 248H46L44 247V243L41 242L40 244H38V241L40 239V237L38 236V234L36 235L35 234ZM73 239V238H72ZM42 240V239H41ZM71 240V239H69ZM68 240V241H69ZM158 240V241H156ZM9 241V240H8ZM50 241V240H49ZM65 241V240H64ZM250 241V240H249ZM13 241H11L12 243ZM51 242V241H50ZM66 242V241H65ZM171 242V241H170ZM238 242H243V241H238ZM15 243V242H14ZM75 243V242H73ZM189 244V243H188ZM43 245V246H42ZM67 245V244H66ZM183 245V246H182ZM239 245V244H238ZM237 245V246H238ZM250 245V244H249ZM10 246V245H9ZM63 246V245H62ZM61 246V247H62ZM184 246H186V248H184ZM7 247V245H6ZM5 247V248H6ZM15 248V247H14ZM64 248V247H63ZM12 249V248H11ZM2 250H4V247L2 248ZM46 251V249H44ZM162 250V251H161ZM233 250V249H232ZM12 251V250H11ZM233 252V251H232ZM242 253V251H239ZM7 253V252H6ZM15 253V252H14ZM69 256V254H67ZM232 255V254H230ZM238 255V254H236ZM233 257V256H232ZM62 258V257H61ZM68 258V257H67ZM235 258V256H234ZM237 258V257H236ZM4 255H3V252L2 254H0V264H5L4 262ZM10 259V258H9ZM66 259V258H65ZM174 259V258H173ZM232 259V258H231ZM230 259V260H231ZM244 259V258H243ZM44 260V259H43ZM176 260V258H175ZM176 260V261H177ZM238 260V259H237ZM251 260V259H250ZM174 261V260H173ZM233 261V260H232ZM16 262V261H15ZM69 262V260H68ZM236 259H234L233 262H231V264H237L236 263ZM257 262V261H256ZM11 263V262H10ZM17 263V262H16ZM240 263V262H239ZM33 264V263H31ZM36 264V263H35ZM167 264V262H166Z\"/></svg>", "mask_w": 264, "mask_h": 264}, {"label": "clouds", "instance_id": "3", "mask_svg": "<svg viewBox=\"0 0 264 264\" xmlns=\"http://www.w3.org/2000/svg\"><path fill=\"white\" fill-rule=\"evenodd\" d=\"M14 30L20 33L21 50L36 42V24L27 18L23 0H0V36Z\"/></svg>", "mask_w": 264, "mask_h": 264}, {"label": "snow or ice", "instance_id": "4", "mask_svg": "<svg viewBox=\"0 0 264 264\" xmlns=\"http://www.w3.org/2000/svg\"><path fill=\"white\" fill-rule=\"evenodd\" d=\"M146 227H147V225H146ZM163 230V229H162Z\"/></svg>", "mask_w": 264, "mask_h": 264}]
</instances>
